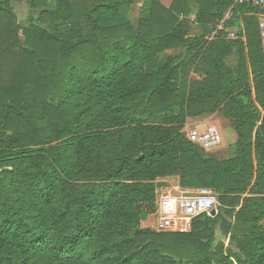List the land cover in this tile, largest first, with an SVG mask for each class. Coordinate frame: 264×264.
<instances>
[{
    "label": "trees",
    "instance_id": "1",
    "mask_svg": "<svg viewBox=\"0 0 264 264\" xmlns=\"http://www.w3.org/2000/svg\"><path fill=\"white\" fill-rule=\"evenodd\" d=\"M142 1L134 26L133 0H27L21 29L25 0H0V264H264L263 13ZM216 114L237 134L228 159L184 134ZM167 178L219 214L141 229Z\"/></svg>",
    "mask_w": 264,
    "mask_h": 264
},
{
    "label": "built area",
    "instance_id": "2",
    "mask_svg": "<svg viewBox=\"0 0 264 264\" xmlns=\"http://www.w3.org/2000/svg\"><path fill=\"white\" fill-rule=\"evenodd\" d=\"M235 5H252L258 8L264 17V0H233ZM232 10L228 12L224 20L221 22L218 30H223L225 24L231 20ZM261 28L264 33V22L261 21ZM217 32L211 37L213 38ZM228 38L231 40L239 39L238 34L228 31ZM187 139L196 144L198 147L209 152L222 144V136L219 129L212 126L208 127L202 132L198 130H192L187 134ZM190 196H174L163 195L158 201V211L156 217L158 218V231L171 232L180 222V220H187L188 227H191V222L194 218L207 214L209 217H213L211 214L215 212L216 216L219 214L220 203L217 197L209 190L195 191Z\"/></svg>",
    "mask_w": 264,
    "mask_h": 264
},
{
    "label": "rangeland",
    "instance_id": "3",
    "mask_svg": "<svg viewBox=\"0 0 264 264\" xmlns=\"http://www.w3.org/2000/svg\"><path fill=\"white\" fill-rule=\"evenodd\" d=\"M133 1L135 2V5L133 6L131 13H130V21L132 22L134 26H137L139 19H140V15H141V10L143 7V1L142 0H133ZM160 2L166 7H169L171 5L172 0H160ZM14 8L17 14V20H18L19 26L21 27V29L27 28L28 20L30 17V11L27 5V0H25V2L21 4L15 5ZM229 32L238 34L237 29L230 30ZM21 41L22 43L24 42V37L22 34H21ZM182 53L183 51L181 49L178 51H174V52L162 53L161 63L165 64L170 57H179L182 55ZM229 63L231 66H236L237 64L236 58L232 57ZM187 76L190 81L198 80L199 78V75L195 74L193 69H191L187 73L185 72L182 73V79H184V77H187ZM205 117H209V120L211 121L212 125L209 127L214 126L218 128L222 136V144L219 147L215 148L213 151H209V153H212V155H214L220 160L231 158L234 155V145L237 140V134L235 130L232 128V123L229 120L225 119L221 114L205 116ZM200 120L201 119H192V121L187 123L188 126H186V128L184 129V134L187 136V134L192 130H198L199 132H202L205 129H207V124L204 123V121H200ZM174 180H175L174 178L169 180L170 182L169 185L171 186L170 192L174 196H182L181 190L177 191L175 189H172V187L175 186L174 184H176ZM163 191L167 192L166 188L163 190L159 188L157 203L160 200V197L163 195L162 194ZM184 195L190 196L191 194L186 193ZM158 224H159L158 218L156 217V215H153L149 217L147 221L142 223L141 229L143 230L150 229L152 231L160 232L158 231ZM188 230H190V228L188 227V221L180 220L179 224L171 232H174V233L185 232ZM218 238L222 239L221 233L218 234Z\"/></svg>",
    "mask_w": 264,
    "mask_h": 264
},
{
    "label": "crops",
    "instance_id": "4",
    "mask_svg": "<svg viewBox=\"0 0 264 264\" xmlns=\"http://www.w3.org/2000/svg\"><path fill=\"white\" fill-rule=\"evenodd\" d=\"M197 119H201L200 121H204V123L207 124V128H208L209 126L212 125V124H211V121L209 120V117H201V118H197ZM190 121H192V119H189V120H188V123H189ZM187 126H188V125H187ZM170 179H173V178H167V179H164V180H162V182H164V183H169V184H170V182H169ZM174 182H175L176 184H174L175 186H173L172 189H175V190L179 191L180 188L177 186V179H175ZM165 188H166L167 192L163 191L162 194H163V195H171V194H172V193L170 192V191H171V186L161 188V190H163V189H165ZM184 194H186V193H183V192H182V195H184ZM163 195H162V196H163ZM160 198H161V197H160ZM188 231H189V230H188ZM188 231H185V232H188Z\"/></svg>",
    "mask_w": 264,
    "mask_h": 264
},
{
    "label": "water",
    "instance_id": "5",
    "mask_svg": "<svg viewBox=\"0 0 264 264\" xmlns=\"http://www.w3.org/2000/svg\"><path fill=\"white\" fill-rule=\"evenodd\" d=\"M215 214H216L215 212H212V214H211V215H212L213 217H215V216H216Z\"/></svg>",
    "mask_w": 264,
    "mask_h": 264
}]
</instances>
